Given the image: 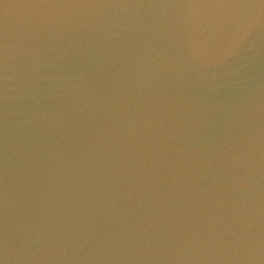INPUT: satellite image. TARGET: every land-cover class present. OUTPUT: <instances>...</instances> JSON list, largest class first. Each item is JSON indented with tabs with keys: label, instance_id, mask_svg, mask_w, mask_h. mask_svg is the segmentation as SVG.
<instances>
[{
	"label": "water",
	"instance_id": "water-1",
	"mask_svg": "<svg viewBox=\"0 0 264 264\" xmlns=\"http://www.w3.org/2000/svg\"><path fill=\"white\" fill-rule=\"evenodd\" d=\"M0 264H264V0H0Z\"/></svg>",
	"mask_w": 264,
	"mask_h": 264
}]
</instances>
